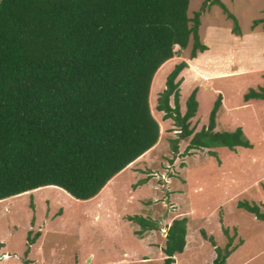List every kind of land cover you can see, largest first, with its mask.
Masks as SVG:
<instances>
[{"label": "trees", "instance_id": "obj_1", "mask_svg": "<svg viewBox=\"0 0 264 264\" xmlns=\"http://www.w3.org/2000/svg\"><path fill=\"white\" fill-rule=\"evenodd\" d=\"M190 1H0V201L44 187L89 201L154 148L159 125L148 98L174 47L185 50L191 41L190 59L208 50L200 41V17L213 5L232 20V33L240 35L236 18L220 0H203L191 19ZM261 23L256 20L252 27ZM186 68L181 62L169 73L156 108L174 121L180 140L193 135L189 121L198 108L194 89L180 112L176 79ZM243 100H264V89L249 90ZM220 107L218 95L207 127L192 136L188 151L252 148L241 128L215 131ZM177 144L171 141L173 153ZM237 207L264 221L259 206L238 202ZM127 220L140 227L138 236L158 230L144 217ZM201 233L214 247L213 264H225L237 248L233 237L225 229L228 242L221 249ZM186 235V218L174 219L165 235L163 264H175Z\"/></svg>", "mask_w": 264, "mask_h": 264}, {"label": "rangeland", "instance_id": "obj_2", "mask_svg": "<svg viewBox=\"0 0 264 264\" xmlns=\"http://www.w3.org/2000/svg\"><path fill=\"white\" fill-rule=\"evenodd\" d=\"M220 1L236 18L240 35L213 5L200 17V41L208 50L190 59L191 41L185 50L174 47L173 59L157 72L149 92L150 112L159 125L154 148L89 201L58 187L0 201V264H163L167 228L182 218L187 220L186 245L175 264H213L214 247L201 232L223 249L225 229L237 247L225 264H264V221L237 207L248 202L264 212V100H243L249 90L264 88V23L252 27L264 20V0ZM202 4L191 0L188 18ZM181 62L188 65L176 79L182 115L197 89L198 108L189 121L193 135L207 127L220 95L215 131L241 128L252 148L188 151L193 135L180 140L174 121L156 109L167 76ZM169 104L173 107L172 98ZM173 140L178 141L176 153ZM129 216L149 219L158 230L138 236L140 227ZM30 239L35 240L28 248Z\"/></svg>", "mask_w": 264, "mask_h": 264}, {"label": "crops", "instance_id": "obj_3", "mask_svg": "<svg viewBox=\"0 0 264 264\" xmlns=\"http://www.w3.org/2000/svg\"><path fill=\"white\" fill-rule=\"evenodd\" d=\"M264 89V88H263ZM256 91V90H255ZM250 101V100H249ZM7 258V257H6Z\"/></svg>", "mask_w": 264, "mask_h": 264}]
</instances>
